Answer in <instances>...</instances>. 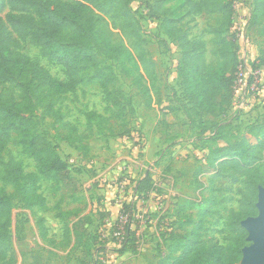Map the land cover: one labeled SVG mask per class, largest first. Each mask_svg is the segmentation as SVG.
I'll list each match as a JSON object with an SVG mask.
<instances>
[{
	"label": "rangeland",
	"instance_id": "obj_1",
	"mask_svg": "<svg viewBox=\"0 0 264 264\" xmlns=\"http://www.w3.org/2000/svg\"><path fill=\"white\" fill-rule=\"evenodd\" d=\"M233 2L235 13L232 30L238 36L236 50L245 90L239 88L230 106L218 116L196 114L184 99L175 71L179 49L163 34L161 21L151 17L149 6L152 0H133L130 5V16L139 39L129 37L119 21L110 16L104 18L107 38L125 53L120 62L111 63L117 75L113 91L122 108L120 120L106 123L92 117L91 129H87V114L104 119L110 117L102 92L95 83L79 86L51 101L54 110L62 115L63 122L74 127L77 134L83 137L82 144L86 151H76L63 141L67 131L55 119L45 116L42 110L36 113L34 120L38 131L56 147L71 175L80 178L82 185L79 194L86 196L91 189L87 186L93 184L90 201L85 207L94 219H99L94 221L92 233L99 226V231H102L99 234L108 236V240L100 237L108 247L100 256V261L104 260L102 264H155L157 245L184 234L171 232L177 225V210L183 206L189 207V203L193 207L185 210L182 216L191 218L194 223L199 221L198 211H204L208 204L212 206L200 220L202 245L226 247L236 238V223L246 219L244 216L249 210L250 200L244 179L235 173L232 164L223 165L214 178V173L198 176L202 187H198L194 179V173L204 164L206 149L216 146L204 140L210 132L218 129L214 126L219 127L231 141H240L247 138L248 129L261 120L264 111L263 71L252 69L263 47L254 27L249 25L252 0ZM179 6L174 2L165 8L173 11ZM8 11L7 7L3 8L0 19ZM176 20L179 31L188 40L201 39L205 42L206 63L214 64L209 30L216 25L215 17L187 16L184 11L178 13ZM19 49L53 77L63 78L61 68L42 59L38 49L29 42H19ZM134 79L141 80L148 89V98L139 92ZM15 86V82L1 86L0 95L15 97ZM220 145L223 143L217 144ZM9 160L20 162L26 173L35 171L34 163L21 154L15 140L1 156L0 164ZM146 174L150 175L153 191L142 200L133 188ZM95 177L99 183L93 182ZM39 186L47 209L35 210L31 214L19 204L14 206L11 251L0 264H5L10 254L15 257V264H75L79 258L77 251L68 253L64 247H54L40 240L36 219H44L48 238L58 244L64 226L70 222L69 219L60 220L58 212L81 208L83 204L72 202L63 192L54 193L47 181H40ZM111 190H115L114 194L109 193ZM0 191L9 194L11 187L0 181ZM203 200L208 204L198 206ZM105 203L118 208V214L115 218L108 216L101 222L100 215L105 213ZM133 203L136 205L128 224V215L121 209ZM127 224L129 230L135 233L134 244L137 248L120 256L115 251L120 248L119 241L110 242V233L118 225V230L125 234ZM106 231L109 235L105 234ZM189 231L190 228H187L185 232Z\"/></svg>",
	"mask_w": 264,
	"mask_h": 264
},
{
	"label": "trees",
	"instance_id": "obj_2",
	"mask_svg": "<svg viewBox=\"0 0 264 264\" xmlns=\"http://www.w3.org/2000/svg\"><path fill=\"white\" fill-rule=\"evenodd\" d=\"M133 0H0V11L7 7L8 13L0 19V87L16 83V96L0 95V158L12 140L21 154L34 163L35 171L26 173L22 164L15 160L0 164V181L11 187V193L0 191V261L11 251L12 210L19 204L33 214L35 210L45 211V198L40 193L39 182L51 184L54 193L63 192L72 202L83 204L81 208L58 212L60 220L69 219L64 226L61 242L56 244L47 236L45 221L36 219L40 240L54 247H64L69 252L77 251L79 258L75 264H102L100 256L106 250V241L99 236V226L94 233L91 227L94 219L86 211L85 199L79 196V185L67 164L58 155L57 149L37 129L34 117L38 111L55 119L67 131L62 139L76 151H86L83 137L77 130L63 122L62 115L55 111L51 101L65 95L79 86L97 84L110 113L108 119L87 114V129H91V118L109 123L122 118V108L113 88L117 83L112 62H120L125 53L113 44L105 30L106 16L119 21L120 27L129 37L139 39L130 13ZM177 2V10L165 6ZM151 17L161 21L163 34L177 44L179 58L176 77L181 93L196 114L216 117L228 108L234 97L239 61L236 50L237 39L232 31L234 20L233 0H152L149 6ZM187 16H214L216 25L209 30L212 36L211 54L214 64L206 63L205 42L201 39L188 40L177 27L179 12ZM249 25L255 35L262 40L263 47L258 52L253 70H262L264 75V0H252ZM27 41L38 49L39 56L61 68L63 78L53 77L38 62L24 55L19 42ZM137 89L148 98V89L141 80L134 79ZM210 132L205 142L215 147L207 148L204 164L194 173L197 186H201L198 176L214 173L215 177L225 164H232L238 176L243 177L250 200L249 210L244 218L255 217L258 187L264 188V111L260 121L250 126L247 138L231 141L219 127ZM223 145L217 146V144ZM78 173V172H77ZM80 174V173H78ZM142 200L153 191L149 174L135 183L133 188ZM183 206L176 212L178 218L175 230L183 232L173 241L158 244L155 264H239L241 250L245 247L246 231L236 223V238L224 248L206 246L200 243L201 219L211 209L206 201L204 211L197 213L199 221L194 223L182 213L193 206ZM136 204H129L121 210L131 219ZM106 215H100V220ZM100 222V223H101ZM125 226V235L120 248L115 251L122 255L133 251L135 233ZM190 228L189 232H185ZM134 245V246H133ZM129 246H133L129 248ZM10 254L5 264H15Z\"/></svg>",
	"mask_w": 264,
	"mask_h": 264
},
{
	"label": "water",
	"instance_id": "obj_3",
	"mask_svg": "<svg viewBox=\"0 0 264 264\" xmlns=\"http://www.w3.org/2000/svg\"><path fill=\"white\" fill-rule=\"evenodd\" d=\"M255 217L246 218L240 226L246 231L247 246L241 250L239 264H264V188L258 187Z\"/></svg>",
	"mask_w": 264,
	"mask_h": 264
},
{
	"label": "built area",
	"instance_id": "obj_4",
	"mask_svg": "<svg viewBox=\"0 0 264 264\" xmlns=\"http://www.w3.org/2000/svg\"><path fill=\"white\" fill-rule=\"evenodd\" d=\"M233 28V27H232ZM233 31V30H232ZM233 33H234V35H235V38L237 39L238 38V36H237V34H235V32L233 31ZM239 88H241V90L242 91H244L245 89H244V84H243V80H242V74H241V72H240V70H239V67H238V73H237V78H236V81H235V84H234V94H236V93H238V91H240V89ZM243 93V92H242ZM121 216H119V218H120ZM116 228V229H115ZM112 231H111V233H110V239H111V241L110 242H114V241H116V240H118L119 241V244L123 241V239H124V233L123 232H120V230H118V225H116V227H115ZM102 232V231H101ZM100 231H99V233H101ZM105 234L106 235H109L108 234V232L106 231L105 232ZM99 236L102 238V240H108V236H105L104 234H99ZM106 249H108V247L106 248ZM101 262H104V260L103 259H101Z\"/></svg>",
	"mask_w": 264,
	"mask_h": 264
},
{
	"label": "crops",
	"instance_id": "obj_5",
	"mask_svg": "<svg viewBox=\"0 0 264 264\" xmlns=\"http://www.w3.org/2000/svg\"><path fill=\"white\" fill-rule=\"evenodd\" d=\"M256 59H257V58H256ZM256 59H255V60H256ZM75 178L77 179V181H78V185H79V187H80V186L82 185V184L80 183V178H79L78 176H75ZM92 180H93V182H97V181H98V178L95 177V178L92 179ZM97 183H99V181H98ZM94 184H95V183H94ZM92 185H93V184H90V185L87 186V187H89V188H91V189H90V191H88V193L86 194V196H82V195L79 194V196H81L82 198L85 199V202H86V203H89V201H90V194H92V191H93V189H92ZM97 186L99 187L100 185H97ZM83 188H86V187L83 186ZM114 191H115V190H111L109 193H110V194H114ZM88 206H89V205H88ZM104 206H105V210H104L105 213H104V214L106 215V217L110 216V218H115V217H116V214H118V208H116V207H114V206H111L110 204H107V203H105ZM89 211H90V210L86 209L85 213L88 214ZM122 255H123V254H122ZM120 256H121V255H120Z\"/></svg>",
	"mask_w": 264,
	"mask_h": 264
}]
</instances>
